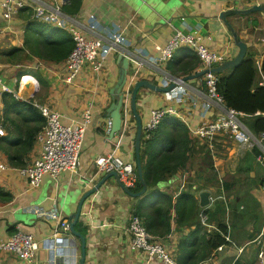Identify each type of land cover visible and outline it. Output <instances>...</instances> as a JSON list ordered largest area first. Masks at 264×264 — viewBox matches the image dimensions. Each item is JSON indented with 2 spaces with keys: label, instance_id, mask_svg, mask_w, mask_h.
<instances>
[{
  "label": "crops",
  "instance_id": "0c3cea01",
  "mask_svg": "<svg viewBox=\"0 0 264 264\" xmlns=\"http://www.w3.org/2000/svg\"><path fill=\"white\" fill-rule=\"evenodd\" d=\"M30 1L33 4V0ZM44 1L47 5L57 4L62 9L70 0L62 1L63 3L61 0ZM263 1L258 0V3ZM256 3L257 1L249 0H147L142 3V6H146L145 10L141 11L132 0H81L78 13L69 14L62 11L73 23H77V28L84 35L88 33L86 23L89 14L95 15L98 22L97 31L102 35L108 34L109 31L122 32L125 38L123 50L130 57L126 82L146 79L159 87H165L171 83L169 79L187 75V65L185 70H181L177 61L187 57L190 49L177 48L172 57L163 63L159 60L160 52L157 47L164 46L173 33L181 31L195 35L212 51L226 53L229 59L236 55L238 49L219 14L225 9L247 8ZM226 18L247 44V50H251L260 69L264 58V12L229 14ZM23 23L24 19L18 13L6 21L0 11V76L9 87V93L21 100L33 99L38 104L56 109L65 123L78 121L82 113L89 109L91 121L84 132L77 171H63L55 178L45 175L40 186L36 188L30 186L24 175L11 169L9 153L12 148L0 146V162L7 165L5 169H0V239L7 240L21 228L33 234L38 245L31 264H79L80 239L70 231H60L53 236L52 228L61 220L67 221L68 214L75 212L80 196L105 174L96 170L94 159L97 156L114 154L135 165L136 122L128 108L120 131L111 139L108 137L110 119L105 110L111 102L110 88L117 79L119 52H111L99 70L86 67L78 78L70 83H63L60 79L61 63L33 62L31 68H25L24 74L33 76L38 83L36 86L29 84L32 90L27 95L20 94L22 85L18 83L20 76L16 75V71L23 68L6 62L3 53L12 46H22ZM9 32H19V38L12 40L10 46L6 45L4 38ZM201 68V62L198 60L197 67L189 74ZM260 76L258 82L264 84V77ZM181 84L182 88L172 94L141 87L136 97V109L143 127L152 109L168 106L175 108L177 115L170 116L171 121L166 124L165 129H174V123H182L188 128L189 136L197 141L195 148L198 150L203 139L196 136L194 130L200 124L212 121L218 110H204V103L209 101V96L203 76ZM37 94L39 98L35 99ZM2 110L3 101L0 96V133L4 134L10 125L8 119L3 122ZM10 116L15 118V114ZM245 118L244 115L241 116L242 122L250 130L244 122ZM215 146L222 149L211 156L213 169L202 165L204 152H196L195 149L189 161L181 165L175 174L168 176L153 188L146 184V190L140 198L127 195L113 178H108L98 192L84 201L80 216L74 225V230L85 236V264H163L130 248L127 221L131 214L136 213L138 204L141 205V213L150 212L146 203L157 198L153 197L156 191L166 193L172 201L176 200L179 192L187 187V177L194 180L190 182L192 188H199V191L195 192L198 199L197 222L206 232L217 229L216 222L209 220V212L221 201L227 229L223 234L224 238H228L227 245L213 250L197 264H234V261L239 259L244 264H260L258 252L264 247V193L261 190L264 160L259 162L256 159L259 152L257 146L244 150L237 140L225 134L218 136ZM37 153L38 147L34 143L33 148L24 156L25 165L30 163ZM221 153L225 157L219 158ZM195 163L197 168L203 169H195ZM211 175L217 178V183H212L209 179ZM224 183H228L229 190L224 188ZM202 190L209 192V202L200 207L198 194ZM149 193L152 197H149ZM65 207L69 210H65ZM55 208L59 215L52 214ZM169 212L172 231L159 240L164 241L168 252L175 257L179 237L182 232L186 233L188 228L177 226L174 206L170 207ZM193 227L194 225H191V228ZM258 228L255 237L248 239L247 236L253 229ZM149 235L154 237L150 233ZM0 264L27 263L10 252L0 250Z\"/></svg>",
  "mask_w": 264,
  "mask_h": 264
},
{
  "label": "built area",
  "instance_id": "2783aa9c",
  "mask_svg": "<svg viewBox=\"0 0 264 264\" xmlns=\"http://www.w3.org/2000/svg\"><path fill=\"white\" fill-rule=\"evenodd\" d=\"M65 0H61V3ZM255 2L258 0H249ZM29 6L33 10V16L48 22L60 29L70 33L74 46L72 51L61 63L60 79L63 83L75 81L81 72L90 67L93 70H99L111 52L126 54L123 50L124 35L121 31H109L102 35L97 31L98 22L94 14H89L87 25V35H84L77 23L65 15L59 5H47L44 0H1L0 11L2 17L9 21L22 7ZM179 47H186L192 50L199 58L202 68H211L228 59L224 52H215L205 46L198 37L191 33L176 31L173 33L167 43L162 47H157L160 52L159 60L163 63L168 61L175 50ZM37 64H44L40 61ZM35 80L30 82L36 86L37 80L31 75L23 74L19 77L18 83L23 85L24 77ZM204 84L207 89L209 101L204 103V110L217 109V116L209 122L200 124L194 133L200 139L209 151L211 156L216 152L215 144L218 136L225 134L230 138L237 140L238 144L244 149L251 146H257L259 152L256 159L259 162L264 160V131L254 134L246 128L241 120L243 113H239L233 108L228 107L222 96L217 92L216 83L218 74L208 70L204 75ZM175 83V86L168 92H176L182 88L180 78L169 79ZM259 84H263L262 82ZM19 85V86H20ZM3 92H10L9 87L3 82L0 76V96ZM129 91H127L128 95ZM34 105L40 110L45 121L38 131L35 143L38 147V153L34 159L22 167L11 166L12 170L24 175L31 187H39L45 175L52 178L57 177L60 172H76L80 164V151L87 124L91 121V112L89 109L82 113L78 121L65 123L61 119V114L56 109L47 105H41L34 102ZM128 104H123L124 116L127 112ZM177 115L173 107H158L150 111V116L142 127L144 138H149L160 120L164 116ZM241 149V148H240ZM94 165L98 172L107 173L116 171L121 182L127 187H133L137 181L135 165L123 160L121 157L108 154L99 155L94 159ZM7 165L0 162V169H5ZM261 190L264 193V178L261 182ZM51 214V213H48ZM52 214H55L54 212ZM204 217V216H203ZM205 219H203V222ZM127 233L130 236L129 246L131 249L138 250L148 258H153L163 264H177L175 257L168 252L164 241L149 235L142 217L131 214L127 221ZM53 236L60 231H69V222L61 220L52 228ZM228 241L227 236H225ZM227 244L218 246L219 250ZM37 242L33 234L18 228L7 240L0 239V250L14 254L18 259L31 264L37 252ZM260 264H264V247L258 252Z\"/></svg>",
  "mask_w": 264,
  "mask_h": 264
},
{
  "label": "trees",
  "instance_id": "16d2710c",
  "mask_svg": "<svg viewBox=\"0 0 264 264\" xmlns=\"http://www.w3.org/2000/svg\"><path fill=\"white\" fill-rule=\"evenodd\" d=\"M80 5L81 0H70L68 4L62 6V10L69 14H76L80 10ZM18 14L24 19L23 44L21 47L12 46L4 52L5 61L12 65H31L38 61L48 64L62 63L74 46L70 33L34 17L31 7L20 8ZM188 53L187 57L177 61L181 70H185L187 65V74L197 67L198 62L195 59L197 55L195 56L191 51ZM25 71L19 68L16 75L19 77ZM260 75L264 77V58L258 69L253 53L248 49L238 65L218 74L216 83L217 92L222 96L224 103L244 114L246 117L244 122L254 134L264 131V84L261 85L258 82ZM42 83L45 84L43 81ZM1 99L3 101L2 120L4 122V119H8L10 127H7L4 134L0 133V146H10L12 148L9 153L11 166L22 167L26 163L24 156L33 148L36 135L45 119L34 105L33 99L21 100L9 92H3ZM11 114H15V118H12ZM170 119V116H164L149 138H144L143 134L141 137L140 161L143 178L150 188L175 174L182 167L181 165L189 161L190 155L196 149L197 141L189 136L188 128L186 129L182 123H174V129H165ZM159 143L162 144V148L156 151L155 145ZM205 148L206 146L202 143L196 152L203 151L202 164L213 169L211 154L205 151ZM209 179L213 184L217 183L216 177L211 175ZM140 188L141 184L137 178L135 185L130 189L136 192ZM191 188L192 185H189L180 191L174 201L166 193L156 191L153 197L157 198H153L151 202H145L150 212L141 213V205L138 204L134 213L143 218L148 233L163 239L172 231L169 210L171 206H174L177 226L188 228L187 232H182L179 237L175 254L177 264H197L218 246L228 243L223 236L227 229L222 214V202H217L214 210L209 212V220L216 222L217 229L206 232L197 222L198 199L195 196L197 191ZM224 188L230 189L228 183H224ZM149 197H152L150 193ZM191 225L194 227L191 228ZM257 231L259 228L253 229L247 238L252 239ZM234 264H244V262L239 259L235 260Z\"/></svg>",
  "mask_w": 264,
  "mask_h": 264
},
{
  "label": "water",
  "instance_id": "95a60500",
  "mask_svg": "<svg viewBox=\"0 0 264 264\" xmlns=\"http://www.w3.org/2000/svg\"><path fill=\"white\" fill-rule=\"evenodd\" d=\"M139 1H140V5H139L140 7L144 5L142 3L146 2L147 0H139ZM132 3L134 4L133 0H132ZM254 11L264 12V1L256 3V4H252L247 8H229V9H225L221 11L219 14V18L223 21L228 31L232 35L233 42L238 49L236 55L211 68L201 69L194 73L182 76L180 80L184 82V81H188L191 79L201 77L208 70L216 74H221L222 72L232 69L233 67L238 65L242 61V59L245 57L246 50H247V44L239 37V35L237 34V32L235 31V29L233 28V26L227 20L226 17L229 14L247 15ZM117 62L119 64L117 79H116L115 84L110 88L109 94L111 96V102L105 110L106 116L110 119L108 137L111 139L115 133L120 131L123 125V120H124L123 103L126 102L125 94L127 93V91H129V104H128L129 110L132 112L135 122H136V133H135V138H134L135 169H136L138 180L141 184V189L136 192H133L130 189V187H127L121 182L119 175L116 171H110V172L105 173L97 182H95L92 186H90L80 196L77 202V207H76L75 212L68 214L66 218L67 221L69 222V231L80 239V259L78 262L79 264H85L86 240H85V236L81 235L80 233L74 230V225L80 216L81 208H82L84 201L89 196L94 194L95 192H98L101 186L104 184V182L108 178H113L114 181L118 184V186L123 190V192H125L127 195L131 197H139L146 190V182L143 178L142 166H141V161H140L142 120L136 109V97H137L138 90L141 87H145L150 90H154L158 92H167L175 86V83L171 82L168 86L159 87L153 84L152 82H150L149 80L139 79L135 82L129 83V85L126 87L125 84L127 80V69L130 63V57L127 54L119 53L117 57ZM130 85H131V89H130ZM198 198H199V205L206 206L209 202V192L207 190L200 191L198 194ZM66 209H68V207H65V210ZM53 212L56 215H59L58 210L56 208L54 209Z\"/></svg>",
  "mask_w": 264,
  "mask_h": 264
},
{
  "label": "rangeland",
  "instance_id": "374dc122",
  "mask_svg": "<svg viewBox=\"0 0 264 264\" xmlns=\"http://www.w3.org/2000/svg\"><path fill=\"white\" fill-rule=\"evenodd\" d=\"M150 1V0H149ZM133 2H134V4H135V6H136V8L140 5V1L139 0H133ZM145 8H146V6H140V8L139 9H141V11H143V10H145ZM18 33L19 32H17L16 34H14L13 32H9V34H6L5 35V43H6V45H8V46H10V43H11V41L12 40H14L15 38L17 39V38H19V35H18ZM189 51H191L192 52V50H189ZM21 66V68H23V69H29V68H31V65H28V64H24V65H20ZM26 66V67H25ZM23 87V86H22ZM22 87H21V89H20V92H21V90H22ZM14 88H16V87H14ZM31 90H32V86H30V85H28V86H26V89L22 92V93H24V95H27L29 92H31ZM38 99L39 98V94H37V95H35V99ZM216 147V146H215ZM161 149L162 148V144L161 143H159L158 145H155V149ZM156 149V150H157ZM221 147H216V151H221ZM226 155H227V153H226ZM223 156V153H221V155L219 156V158L220 157H222ZM223 157H225V156H223ZM218 158V157H217ZM207 164V163H206ZM213 164H214V161H213ZM203 165V164H202ZM204 166H206L205 164H204ZM195 169H203V167H200V168H197V164L195 163V167H194ZM191 181H194V180H190L188 177H187V187H189V185H192L190 182ZM192 189V188H191ZM193 189H195L196 191H199V190H197V188H193ZM141 196H143V194L142 195H140L138 198H140ZM200 207H202V206H200ZM197 211H198V208H197ZM196 219L198 220V215L196 216ZM174 255V254H173Z\"/></svg>",
  "mask_w": 264,
  "mask_h": 264
},
{
  "label": "bare ground",
  "instance_id": "6f19581e",
  "mask_svg": "<svg viewBox=\"0 0 264 264\" xmlns=\"http://www.w3.org/2000/svg\"><path fill=\"white\" fill-rule=\"evenodd\" d=\"M21 80H23V85H22L23 87H22V90H21L20 94H22V92L26 89V86H28L30 84V82H34L35 81L33 79L28 78V76L24 77Z\"/></svg>",
  "mask_w": 264,
  "mask_h": 264
},
{
  "label": "clouds",
  "instance_id": "9594fccd",
  "mask_svg": "<svg viewBox=\"0 0 264 264\" xmlns=\"http://www.w3.org/2000/svg\"><path fill=\"white\" fill-rule=\"evenodd\" d=\"M129 85V82H126V84H125V86L127 87ZM168 92V91H167ZM125 97H126V99H127V101L125 102V103H127L128 104V100H129V93H128V95L127 94H125ZM124 104V103H123ZM128 108H129V105H128ZM138 178V177H137Z\"/></svg>",
  "mask_w": 264,
  "mask_h": 264
}]
</instances>
